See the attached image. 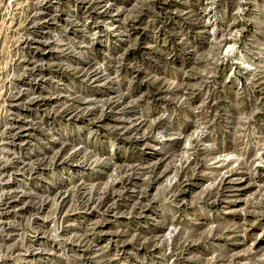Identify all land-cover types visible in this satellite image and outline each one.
I'll use <instances>...</instances> for the list:
<instances>
[{
	"label": "rangeland",
	"instance_id": "374dc122",
	"mask_svg": "<svg viewBox=\"0 0 264 264\" xmlns=\"http://www.w3.org/2000/svg\"><path fill=\"white\" fill-rule=\"evenodd\" d=\"M0 264H264V0H0Z\"/></svg>",
	"mask_w": 264,
	"mask_h": 264
}]
</instances>
